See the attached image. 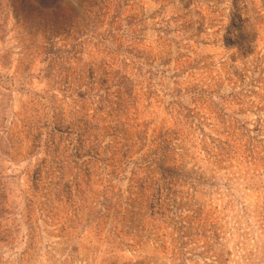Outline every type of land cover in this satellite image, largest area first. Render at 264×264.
<instances>
[{"label": "rangeland", "instance_id": "rangeland-1", "mask_svg": "<svg viewBox=\"0 0 264 264\" xmlns=\"http://www.w3.org/2000/svg\"><path fill=\"white\" fill-rule=\"evenodd\" d=\"M0 264H264V0H0Z\"/></svg>", "mask_w": 264, "mask_h": 264}]
</instances>
